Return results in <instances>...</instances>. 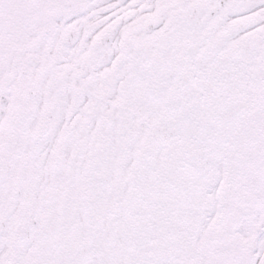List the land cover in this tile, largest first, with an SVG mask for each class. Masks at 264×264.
<instances>
[{
	"label": "snow or ice",
	"instance_id": "obj_1",
	"mask_svg": "<svg viewBox=\"0 0 264 264\" xmlns=\"http://www.w3.org/2000/svg\"><path fill=\"white\" fill-rule=\"evenodd\" d=\"M0 264H264V0H0Z\"/></svg>",
	"mask_w": 264,
	"mask_h": 264
}]
</instances>
